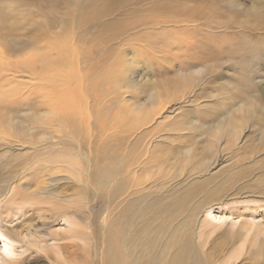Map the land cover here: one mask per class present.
Instances as JSON below:
<instances>
[{"label": "bare ground", "instance_id": "obj_1", "mask_svg": "<svg viewBox=\"0 0 264 264\" xmlns=\"http://www.w3.org/2000/svg\"><path fill=\"white\" fill-rule=\"evenodd\" d=\"M209 2L213 4L212 0ZM0 5V150L7 149L0 157V172L5 173L4 182L8 183L0 187V197H8L6 204L15 208L33 201L30 209L40 218L45 214L53 221L62 218L67 236L61 239L84 241L88 255L92 254L91 260L88 256L81 258L86 264H216L218 258L209 257L210 252H201L200 248L204 249L206 240L223 225L213 221L223 222L214 216L198 227L197 219L210 212L212 206L207 208V204L215 201L212 192H225L229 186H223V178L217 189L208 192V185L215 179L212 176L196 183L207 176L199 172L201 168L207 162L210 166L217 152L220 155L228 145L225 143L233 140L229 148L233 166L246 164L251 172L254 168L262 170L259 176L264 195V104L251 83L257 66L263 67L264 62L262 4L244 11L230 2V9L243 11L240 19L227 18L218 9L185 8L178 0H0ZM147 54L150 56L145 58ZM238 59L244 61L245 74L235 83L225 74L232 75L234 66L238 70ZM175 64L177 70L165 69L167 66L171 70ZM137 66L149 71L154 68L157 80L170 84L169 92L178 82L177 88H182L199 81L197 88H201L213 81L219 89L211 91L217 93L206 94L214 99L215 109L196 104L203 98L201 93L189 91L184 94L186 99L176 102L180 96L174 101L154 90L160 87V81L141 85L134 77ZM13 83L19 88L12 87ZM144 91L149 95L142 102L138 97ZM126 93L137 101L130 104L133 115L124 116V121L121 114L128 107L124 102ZM247 102H252V109ZM168 103L173 105L167 107ZM162 110L165 115L156 118ZM135 112L140 116H135ZM209 116L217 118L207 123L203 119ZM247 116L245 126L240 127L237 123ZM253 121L263 136L248 137L243 143L241 135ZM178 123L184 128L176 129ZM196 127L204 128L201 134L192 133ZM168 130L175 131L176 137L170 141L177 145L162 140L161 135L155 138ZM179 130L185 131L183 136ZM165 144L166 148H162ZM24 148L27 151L21 154ZM103 150L109 154L99 156ZM114 154L121 157L110 168L106 161L112 160ZM40 159H50L57 168L62 165L66 173H76L77 162L81 170L75 176L82 183L83 193L79 200L88 203L94 196L98 200L101 194L96 189L97 174L92 170L104 164L96 171L101 174V183H106V187L115 185L108 189L109 207L97 236L94 229L90 233L77 230L80 225L90 229L91 211L87 207L83 212L74 210L66 200L61 204L63 197L53 189L52 180L30 193L13 189L18 175L36 167ZM221 160L213 158L217 165ZM169 163L179 169L165 170ZM185 164L200 170L193 168L191 173H183L185 178L180 180L194 179V184L182 193L181 181L171 183ZM151 190L160 192L158 200L147 197ZM201 191L207 192L202 199L206 207L200 208L199 203L189 207L194 194ZM240 191L237 196L243 195ZM68 204L74 209L65 207ZM251 229L247 226L244 234L248 235ZM36 231L38 240L29 245L22 242L25 237L21 239L13 227L0 226V251L7 254L6 258L0 254V264H11L16 256L14 246L19 243L23 252L32 246L46 247L48 238L40 232L44 230ZM235 234L244 243L247 241L242 231ZM49 236L55 241L51 233ZM229 237L221 235L211 245L217 250L215 241L221 238L226 247ZM255 240L258 242L259 238ZM238 258L236 252L232 253L226 260L222 258L223 264Z\"/></svg>", "mask_w": 264, "mask_h": 264}, {"label": "rangeland", "instance_id": "obj_2", "mask_svg": "<svg viewBox=\"0 0 264 264\" xmlns=\"http://www.w3.org/2000/svg\"><path fill=\"white\" fill-rule=\"evenodd\" d=\"M178 1H181L183 4V7H185V8H193V9H197V10L210 9V11H215L216 9H218L221 13H225L226 15H228L225 17H227V18L238 17V19L244 17V16H241V14H244V13H243V11L238 13V10L235 11V10L230 9L231 8L229 5L230 2H233L235 5L241 6V8H243L244 11L250 9L252 6H254L256 4H262V6L264 7V0H212L213 4L209 2L211 0H208V1L207 0H178ZM3 7H5V6L3 5ZM10 22L11 21H8V24ZM190 35H191V32L188 33V36H190ZM185 36H187V35H185ZM149 56L150 55L147 54L145 56V58H147ZM263 60H264V58H263ZM237 62L238 63H236V64L239 65L238 70L234 66L235 70L233 69L232 75L225 74L227 79L229 78V80H232L235 83L239 82L238 81L239 76L242 77V74L243 75L245 74L242 71V70H244L242 68L244 66V61L241 62L238 59ZM145 65L147 67V64H145ZM176 66H177L176 64L173 65L174 68H171V70L169 67L165 66V69L166 70L168 69L167 70L168 72L169 71L173 72L174 69L177 70ZM146 67L145 66H137L135 68L134 77H136V79L140 82V84L142 83L141 85H144V83L146 85V84H152V83H155L157 81H160V82H158L160 84V87H156V88H154V90L157 93L164 92L165 94L168 95L167 96L168 98H171V99L174 98V101H176L175 99L180 96V98L176 102H180V101H183L184 99H186L187 97H185L184 94L186 95V93H189V91L192 93L193 92L197 93V94L201 93L203 98L200 101H198L196 104H199L200 107H201V105L202 106L206 105L207 108L215 109L216 103L213 102L214 99L212 97L207 98V96H209L208 92H211V95L216 94L217 91H211V90L219 89V86L217 84L214 85L213 81H211V83L208 82V84H206L204 86L201 85V88L198 87V88H200V90L197 88V84H199V81L194 82V84L188 83L189 85H187L186 87H182V88H177V85L179 84V82H178L177 85L173 86V88H175V89H173L171 92H169V88H171L170 84L169 85L167 83L164 84L163 81H161L160 79L157 80L156 74L152 72L154 70V68H152V70L149 71V68H146ZM257 68H258L257 71L252 76V79H251L252 82L251 83L253 85L252 87H254V90L256 88L255 91L258 92L257 98H259V97L261 98V96H262V98L261 99L259 98V99L264 104V62H263V67L257 66ZM228 69H229L228 67H227V69H223L224 71H222L221 73H224ZM190 76L193 77L192 75H190ZM253 83H255V84H253ZM13 84H12V87L14 86V88H19L16 83H13ZM180 85H182V84H180ZM72 88H74V87H72ZM183 88H186L185 93L182 92ZM257 88H258V90H257ZM122 92H124V90H122ZM206 93H208V94H206ZM126 94L127 95L124 96V99H125L124 102L126 105H128V107L125 108L126 112H125V110L122 111L124 113V115L121 114L122 115L121 118L125 119L124 121L127 120L125 117L128 118V115L129 116L133 115V112L130 111L132 108L130 106V104L134 101V98L132 97L131 94L130 95H129V93H126ZM148 95H149V92L144 91L143 95H140L138 97V99L143 102L144 100H146L145 98H147ZM77 99H78V97H77ZM192 99H193V97H192ZM13 100H14V98H13ZM13 100L11 99L10 102L12 103ZM135 101H137V99H135ZM135 101H134V103H135ZM228 103L229 102L226 103L227 104L226 107H228V105H229ZM169 105H173V103H171V104L168 103L167 107H169ZM246 105L250 109H252V102H247ZM143 106H146V103H144ZM143 111H146V110L143 109ZM222 114H224V113H222ZM222 114L220 113V116ZM134 115L137 117L140 116L136 112ZM162 115H165L164 110H162L160 115H158L156 118H161ZM242 115H239V117L243 119ZM216 118L217 117L213 118V116H209L208 118H204L203 120L207 121V123H208V122H211V120L212 121L216 120ZM247 118H249V116L244 117V121L241 120L237 124L240 127H244L246 124L245 119H247ZM91 119H92V117H91ZM247 126H249V125L247 124ZM181 128H184V124L178 123L176 125V129H181ZM202 128L203 127H201V128L196 127V129H194L192 133H194V134L196 133V135H199L202 133ZM174 132H173V130L172 131L171 130L163 131V132H160L159 134H157L155 136V138L161 135L162 137H160V138H163L162 140H166V142H168L169 144L177 145L176 141H170V140H172V138L176 137ZM179 132L180 133H178V132L177 133L180 136H183L185 133L184 130H179ZM261 134L263 136V133L259 130V125L256 124L255 121H253L251 124V127H248L246 129L245 133H243L241 135L240 141L242 140V141H244L243 143H245V140L247 141V139H249L248 137L259 138L261 136ZM165 135H168V136H165ZM166 137H167V139H166ZM202 138L203 137H200V139H202ZM156 141H159V139ZM195 141H197V139ZM223 141L224 140H221L220 144H222V145H220V147L221 146L223 147L225 144H228V145L226 147H223L220 155L217 152L216 155H218V156L215 155L216 157L215 156L213 157L216 160H219L220 158L222 159L221 160L222 162H220L219 165H217V163L214 164L213 158L210 161V166H208L209 163L207 162V159H206L207 166L204 168H201V170L199 168H196L195 166H193V164H191V165L185 164V165H183V169L180 168V170H179L180 173L176 174V180H174V182L171 184L174 185L177 182L183 180L182 178H185V176L183 177V173H186V172L191 173L192 171H190V170L193 168H195L196 171L200 170L199 172H202L203 174H207V176L203 177L202 180L195 181L198 184L204 182L205 180H208L209 177L210 178L212 176L214 177L215 181L209 185L207 184L208 185V187H207L208 192L213 190V189H217L218 183L222 182V179L224 178V181H223L224 185L223 186L224 187L229 186L228 187L229 191L227 193H225V192L228 189L225 192L221 191L222 193L218 192L217 190H215V192L213 191L212 195H213V197H215V201L210 202L211 204L210 203L207 204V208H208V206H212L210 212L208 214L203 213V216L200 214L198 216V219H197L198 220V227H200V225L204 226L206 224V222L212 221V218L214 216L218 217L221 220V222H223V223H215V221H213V223L214 224H223V225L220 227V229L217 230L216 234H214L212 237H210V239L206 240L207 245H205L203 247L204 249H201L200 246H198V247L200 248L201 252L202 251L203 252H210L209 257L211 256V258H212V257L216 256V258H218V261L216 262V264H221V263L223 264V262L226 260V258L229 257L230 254L235 253V252H236V254L239 255V258L230 264H264V233H263V230H264V195H263V181L261 180L262 170L254 168L251 172V169L246 168V164H243L241 167L233 166L232 161H231L232 154H231L230 149H229L233 144L232 143L233 140L226 142L225 144L223 143ZM159 143H161V142H159ZM163 145L164 144H162L161 146H163ZM166 145L167 144H165V146L162 148H166ZM239 146H241V144ZM197 147H198V145H197ZM18 149H20V148L18 147ZM6 151H7L6 148H1L0 157L3 155V152H6ZM26 151H27L26 148H24L21 151L22 152L21 154H24ZM108 152L110 153V149H108ZM109 153H107V151L103 150L102 153L99 154V156H103L104 154H109ZM120 155L121 154H119V156L117 154H114V157L112 158V160L106 161L107 166H110V168H113L112 165H114V163L116 165V163H117L116 160L121 157ZM157 156H162V154L157 155ZM168 156L171 159L172 156L170 154ZM262 158H263V156H260V159H262ZM76 164H77V162H75V164H74L75 169L77 170V172H80L81 169L79 168L78 164L77 165ZM169 164H170L169 167H164L166 164L163 166L165 170H168V171L171 170V172H172L175 169H179V167H175V165H171V163H169ZM103 166H104V164H100L99 169H101ZM41 168H42V171L40 170ZM170 168H172V169H170ZM99 169H94V170H92V172L97 174L96 179H95L96 189L101 194H99L98 200L94 196L90 199L89 203L85 199H81L82 201L79 200L80 199L79 195H82L83 193H82V190L80 187V185H82V183H79L78 180L76 179V176H75L77 172L73 173V172L69 171L66 173L63 170L62 165H60L57 168L55 163H52L50 161V159H44V161L42 159H40L38 161L36 167L31 166L30 168H28V170L23 172L21 175H18L19 179H18V177L16 178V180L17 179L18 180L16 181V183L13 184V189H15L17 191L23 190L21 192H25L24 190H27V192L30 193V191L31 192L35 191V190L37 191V187H39V189L41 187H46L45 185H47V182L49 180H52L53 181V183H52L53 189L58 190L61 197H63L61 204H64L65 201H63V200H66L67 202H70L72 204V206L75 208L74 209L70 204L65 206V207L70 208V211L73 209L74 210L79 209V210H81V212H83L87 208L90 209V211H91L90 229L86 230L84 227H82V225H80V227L76 226L77 230L81 231L83 233H86V231L90 233V231L92 229H94V232H95L94 235L97 236L100 233L98 226H99L100 222L102 221V218L104 217L105 213L108 211V207H109L108 201H107L108 189L111 190L115 185V184H110L108 187H106V185H107L106 183H101V174H99L100 172L99 173L96 172ZM113 170H115V169H113ZM181 174H182V176H180ZM260 174H261V176H259ZM225 176H227V178L231 177V179L226 180ZM4 178H5V173H1L0 174V187L3 185H5V186L8 185V183L4 182ZM205 178H207V179H205ZM46 180H48V181L46 182ZM193 181H194V179L193 180H187L186 182L181 181L180 185H181L182 193L185 191V189L187 187H189L191 184H194ZM18 183H20V184H18ZM19 186H20V188H19ZM90 189H91V187H89V190ZM152 190H151V192H152ZM238 190H242V192L240 191V193H243L242 196H237L239 194V193H237ZM159 193H160L159 191H154V192H152V194H150L147 197L155 196V197H157L156 200H158L157 195ZM206 193H207L206 191L205 192L201 191V192H198L197 196H196V194H194V196H193L194 199H192V201H189L188 206L193 207V206H196L197 203H199L200 208H202L204 206L206 207V204L204 202H202L203 201L202 199H203V197H205ZM20 198L22 199V197H15V199H17V200ZM23 198H25V197H23ZM28 200L26 199L27 202H28ZM8 202H9L8 197H3V196L0 197V226L3 227L6 225L7 227H13L15 229V231H17L21 234V239H23L25 237V239L22 240V242L26 243V244L28 243L29 245H32V243H35L38 240L37 237L34 235L36 232H38V231H36V229L37 230L38 229L44 230V231H40V232H43L45 234V235L43 234L42 237L44 238V236H45L46 238H48V241L47 242L45 241L47 243L46 247H43L41 245V248H34L32 246V247H29L28 252H26V251L23 252L22 245L20 243L15 245L14 249H16L15 250L16 256L12 258L11 264H67L70 261L74 264H86V263H84V260L81 261L82 260L81 258H84L86 256H88L87 257L88 260H91V259H89V257H91L92 254L88 255V250H86V249H89V248L84 243V241L73 240V239H61L65 236H67V232L65 231L66 229L64 228L65 225H63L64 223L61 220L62 218H57L56 220L53 221V219L51 220V218L50 219L47 218L48 217L47 214H45V216L40 218L39 213L34 212V209H30V207L34 206L33 201L32 202L30 201V203H26L27 205L23 204L24 207H26V208H24L23 205L22 206L20 205L18 207L16 206V208H15V206L10 207V205L6 204ZM213 203H215V204H213ZM28 204H29V206H28ZM111 208H113V206ZM82 218H84V217L82 216ZM41 222L46 223V225L41 226L40 225ZM247 226H251L252 229L250 231H248V235H245L244 232H245V229ZM240 231H242V233L244 234V239L247 240L245 243L241 237H238L235 234V233H238ZM50 233H51V236H53V238L55 240V241H53L54 243L50 239V236H49ZM54 233H56V234H54ZM221 235H223L224 237L228 235L231 238L229 237L230 240H228V243H224L226 247H224V245L222 243L223 239L220 238V239L216 240L215 243L218 244L216 247L217 248V250H216V249H214V244L211 245V243L213 242V240H215L216 238H218ZM29 236H32V238H30ZM46 238H45V240H47ZM256 238H259L258 242L259 241L260 242L262 241V242L258 243L257 240H255ZM35 239H37V240H35ZM59 239H60V241H58ZM57 246H59V249H56ZM1 247H2V245L0 243V248ZM89 247H92V245H90ZM37 251H40V252H37ZM91 251H93V250H91ZM218 252L219 253L221 252L222 258L225 260H223L222 258L219 260L220 254ZM0 254H2V256L5 258L7 257L6 256L7 254H4L3 251H0ZM2 260L3 259H1V261ZM215 260H213V261H215ZM89 264H91V263H89Z\"/></svg>", "mask_w": 264, "mask_h": 264}]
</instances>
